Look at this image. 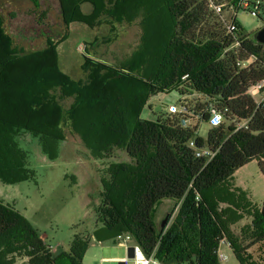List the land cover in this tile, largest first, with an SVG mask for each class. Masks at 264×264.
<instances>
[{
	"label": "trees",
	"instance_id": "trees-1",
	"mask_svg": "<svg viewBox=\"0 0 264 264\" xmlns=\"http://www.w3.org/2000/svg\"><path fill=\"white\" fill-rule=\"evenodd\" d=\"M30 1L40 7L39 0ZM216 1L227 4L228 12L240 0ZM254 1L264 18V0ZM59 3L68 27L94 29L104 19L112 26L138 22L140 44L116 66L85 54V79L75 81L59 65L58 48L68 37L23 51L0 12V182L35 179L19 138H37L54 161L68 129L94 158L123 150L130 159L111 163L102 179L100 226L131 236L160 264H222L223 241L240 264H264V207L256 210L232 183L236 172L254 161L264 176V105L249 95L264 80V46L242 27L229 34L207 0ZM87 4L89 14L83 11ZM172 91L186 99V112L155 122L142 118L151 98ZM210 103L223 112L224 122L204 138L198 131L208 115L196 116ZM245 122L248 129L238 130ZM202 148L218 153L212 160L197 158ZM166 200L175 205L158 227L157 208ZM245 217L253 218L252 225L236 231L234 225ZM91 245V238L76 234L69 250L56 253L19 211L0 202V264H82Z\"/></svg>",
	"mask_w": 264,
	"mask_h": 264
},
{
	"label": "rangeland",
	"instance_id": "rangeland-1",
	"mask_svg": "<svg viewBox=\"0 0 264 264\" xmlns=\"http://www.w3.org/2000/svg\"><path fill=\"white\" fill-rule=\"evenodd\" d=\"M39 1L40 7L35 8L30 0H0L6 29L17 48L26 52L45 49L49 38L60 41L68 37L58 48L59 65L63 73L75 81L85 79L82 71L85 54L116 66L129 59L140 44L138 22L112 26L104 19L102 26L94 29L83 24L68 27L63 21L59 0ZM83 11L89 14L91 6L84 5ZM237 19L251 35L264 27V18L244 11L239 12ZM185 100L179 91L159 94L150 99L142 118L155 122L167 116L170 106H180ZM190 103L192 100L187 99V105ZM210 129V125L204 122L198 135L205 138ZM65 133L67 139L60 145V155L54 161L43 154L37 138L31 135L25 136L24 141L19 138L21 148L28 154V166L35 173V179L13 185L0 182V202L19 211L56 253L67 249L76 234H84L96 222L97 228L100 227L97 210L102 204V179L107 177L111 163L130 161L123 150H116L112 158H94L80 138L68 129ZM232 183L247 195L256 210L262 211L264 176L258 162L242 168ZM156 214L157 221L159 212ZM252 220V217H245L237 222L234 225L236 231L251 226ZM87 237L92 239L93 232ZM99 244L94 242V246ZM220 255L223 264H240L227 243L222 245Z\"/></svg>",
	"mask_w": 264,
	"mask_h": 264
},
{
	"label": "built area",
	"instance_id": "built-area-1",
	"mask_svg": "<svg viewBox=\"0 0 264 264\" xmlns=\"http://www.w3.org/2000/svg\"><path fill=\"white\" fill-rule=\"evenodd\" d=\"M211 9L219 16H221L225 27L227 29V32L229 34H232L233 36H235L237 33L240 32V24L238 22V14L240 11H244L247 13H250L251 15L257 16L259 17L261 14V9H260V3L254 0H240L236 6L232 5L230 8H228V12H225L227 10V4H219L216 0H207ZM227 14V17H226ZM240 43L238 42V40L235 43V47L239 46ZM254 61V60H252ZM251 61V62H252ZM186 79V77L184 78V80ZM249 95L251 97H253L258 105H264V80L258 82L256 85H254L250 90H249ZM184 103H182L180 106H176V105H172L169 107L168 109V113L169 114H181L186 112L184 109ZM212 109H215L216 111L220 112L223 117L224 114L223 112H221L215 103H210L206 109V111L204 113H201L200 115L196 116V119L198 120H203L205 114L208 115V120L206 123L209 124L210 118H211V113H212ZM192 117H194V114H191ZM224 122V120H223ZM223 122L221 123V125L223 124ZM183 126L188 127L190 125V121L189 120H184L183 121ZM210 125V124H209ZM220 125V126H221ZM213 128V127H211ZM238 130L240 129H248V123H241L238 124L237 126ZM190 146L192 148H195V143L191 142ZM197 153H200L199 155H197ZM218 151L212 150L210 148H202V149H198L196 150V157L197 158H207L208 160H212L216 155H217ZM130 237V239H129ZM124 238V244L126 247L129 248V244L132 241L131 236H122L120 239ZM139 246V245H134L132 248L134 250V257L131 259V262L133 263L134 259H135V248ZM140 247V246H139ZM141 249V247H140ZM142 250V249H141ZM143 251V250H142ZM144 253V252H143ZM145 258L148 259H156L154 256H146L144 254ZM157 260V259H156ZM129 260L126 259L124 261V264H129Z\"/></svg>",
	"mask_w": 264,
	"mask_h": 264
},
{
	"label": "crops",
	"instance_id": "crops-1",
	"mask_svg": "<svg viewBox=\"0 0 264 264\" xmlns=\"http://www.w3.org/2000/svg\"><path fill=\"white\" fill-rule=\"evenodd\" d=\"M239 171H237L236 174ZM174 205L175 204L173 201L166 200L157 208V213L159 212V218L156 221V219H157V214H156L155 222H156V225L158 227L162 226L164 220L166 219V217L168 216L170 211L173 209ZM96 229H97V222L82 235L88 236V234L90 232H93ZM94 242H95V240L92 238L91 247H93V248L91 249V247H90L88 249V251L86 252V254L83 258L82 264H124V261L126 259H128L130 261L129 264H133L131 262L132 258H131V252H130L132 247L135 245L133 240L130 242L129 248L125 246L124 238L112 240V241H109L106 243H102L101 245L99 244L100 246L99 245L94 246ZM224 243L225 244L227 243V245L230 247L228 242L223 241L220 245L219 254H221V252H222V245ZM69 247H70V245L65 250H69ZM59 252L60 251H58V253ZM17 264H23V262H18ZM222 264H223V262H222Z\"/></svg>",
	"mask_w": 264,
	"mask_h": 264
},
{
	"label": "water",
	"instance_id": "water-1",
	"mask_svg": "<svg viewBox=\"0 0 264 264\" xmlns=\"http://www.w3.org/2000/svg\"><path fill=\"white\" fill-rule=\"evenodd\" d=\"M255 40L260 44L264 46V27L259 29L254 34ZM124 236L123 231L117 230V229H111L106 226H101L93 231V239L102 244L106 243L112 240H116ZM131 252V258L134 257V250L133 248L130 250Z\"/></svg>",
	"mask_w": 264,
	"mask_h": 264
},
{
	"label": "clouds",
	"instance_id": "clouds-1",
	"mask_svg": "<svg viewBox=\"0 0 264 264\" xmlns=\"http://www.w3.org/2000/svg\"><path fill=\"white\" fill-rule=\"evenodd\" d=\"M224 117L223 115L216 111L215 109H212L211 118L209 121L210 127H219L221 123L223 122ZM200 153H197L199 155ZM130 239V237H129ZM133 264H160V262L156 259H148L145 258L143 251L140 249L139 246L135 248V259L133 261Z\"/></svg>",
	"mask_w": 264,
	"mask_h": 264
}]
</instances>
